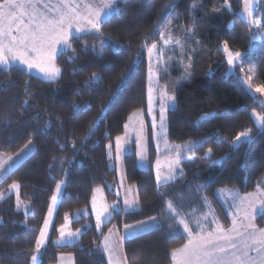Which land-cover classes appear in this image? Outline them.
<instances>
[{
  "label": "trees",
  "instance_id": "obj_1",
  "mask_svg": "<svg viewBox=\"0 0 264 264\" xmlns=\"http://www.w3.org/2000/svg\"><path fill=\"white\" fill-rule=\"evenodd\" d=\"M168 2L118 0L119 12L103 25L102 32L122 47L106 44L103 55L97 56L93 45L99 49L100 41L95 36L87 34L72 40L74 52L59 56L57 64L62 74L54 83L27 73L19 65H12L9 71L0 70V153L14 155L29 140L33 146L31 153L0 181V190L4 191L0 200V264H31L35 237L60 181L64 183L58 211L54 213L50 238L41 250V264L55 263L60 254L71 255L74 264H107L98 250L105 232L112 226L121 228L153 217L157 218L158 226L125 239L124 255L129 264H171L170 250L182 246L185 240L169 230L173 221L167 218L165 198L157 195L154 173L157 154L148 123V169L138 168L134 150L123 157L126 181L135 186L139 209L113 213L101 231H97L93 217L81 211L89 208L99 188L108 203L118 201L114 140L123 134L131 113L139 110L145 115L148 107V52L143 45L158 43L160 33L169 25L175 29L181 22L193 25V15L210 14L211 18L196 23L195 35L188 40L192 52L191 76L175 93V110L167 112L166 138L176 145L207 142L194 152L193 159L182 161L183 174L174 185H161L159 191H167L166 199L173 200L181 214L189 216L204 211L201 197L207 196L216 216L227 227L230 220L215 191L231 188L253 192L257 182L264 179V134L249 119L253 109L262 110L259 94H246L243 83L250 76L252 86L264 85V0H254L258 41L249 40V26L240 15L242 4L237 0H230L233 5L230 11L222 7L224 0H174L175 8L162 20V8ZM193 4L200 7L193 10ZM213 8H220V13H211ZM225 40L231 50L246 53L235 75H226L227 63L222 50L218 51ZM72 56L75 59L69 61ZM92 73L99 79L89 82ZM165 77L162 72L163 82ZM117 84L121 85L118 91ZM113 92L116 94L112 95ZM26 100L28 104L24 106ZM73 104L79 106V111L73 110ZM89 104L91 107H86ZM101 108H104L102 115ZM206 113L210 115L205 117ZM94 121L93 134L86 139ZM246 128L252 129L253 141L234 149L231 141ZM218 138H223V142L217 143ZM209 148L213 150L212 157L201 159ZM221 157L225 159L218 163ZM209 174H218V179L197 192L196 185L204 184ZM13 182L21 185V200L30 205L27 217L24 208L16 207V194L8 190ZM180 194L182 200L178 198ZM76 212L79 216L74 218ZM65 213L73 218L71 228H82L83 234L76 242L56 245L53 240L65 221ZM256 223L264 227V216L258 217ZM32 227L35 232L29 230Z\"/></svg>",
  "mask_w": 264,
  "mask_h": 264
},
{
  "label": "snow or ice",
  "instance_id": "obj_2",
  "mask_svg": "<svg viewBox=\"0 0 264 264\" xmlns=\"http://www.w3.org/2000/svg\"><path fill=\"white\" fill-rule=\"evenodd\" d=\"M118 0H2L0 2V70L9 71L11 66L18 64L23 70L31 73L33 70L41 75L48 82H56L62 74V68L58 66L57 60L59 56L65 55L68 51H73L72 40L79 39L83 35L91 34L100 41V47L97 49L93 45V52L97 56L103 55V48L106 44L114 47H122L115 45L111 41V37H105L102 27L108 22L113 14H118L119 9L116 7ZM238 4H242L241 15L248 24V38L250 41L259 40L260 37L255 31L256 21L253 20L254 0H237ZM200 5L193 4V10ZM226 10H233L230 0H224L222 5ZM175 8L174 0H169L161 11V18L167 19ZM220 8H213L211 13H220ZM210 14L197 17L193 15V25L182 30L180 37L174 36V25H169L160 33V39L163 41V47H158L153 41L150 45L145 44L150 61L154 54L159 52L163 55L164 49L169 46L177 47L183 54L186 44L184 41L191 40L195 35V24L200 20L210 19ZM148 39L147 36L144 37ZM196 43H199L198 41ZM223 53L224 59L228 65L226 75H235L236 68L240 67V63L246 53L241 51H232L228 41H223L218 51ZM250 50V49H249ZM195 51V49H193ZM75 57H69V61ZM171 59V57H169ZM191 60V57H189ZM163 61L158 62L157 68L161 66ZM191 65H188L190 67ZM166 70V68H165ZM150 75L152 67L149 68ZM240 72L244 69L241 67ZM191 73L184 76L183 79H190ZM96 73H92L89 82L98 80ZM250 76L243 80L247 93H258L264 96V85H257L254 89L249 83ZM123 75L121 76V83ZM27 84V82H26ZM181 81L173 85L171 93L167 85L160 89V107H159V123L157 131V120L153 115V89L149 87L148 97V114L152 115L153 139L159 140L161 134H165L168 129L167 115L169 110H175V93L179 90ZM11 86V85H8ZM120 84L116 85V90L120 89ZM27 91V88H25ZM116 93L113 92L112 95ZM255 101V96H253ZM28 104L26 100L24 106ZM261 111L253 109L249 115L253 126L264 134V101L259 102ZM74 111H79V106L72 105ZM86 107L90 108L91 105ZM247 109H245L246 111ZM104 108H101L102 115ZM142 114L139 110L131 113L128 117L129 122L134 118L140 117ZM210 114H205L207 117ZM99 119V116L97 117ZM48 125L45 126L47 128ZM93 126L88 129L90 138L93 134ZM125 135H117L115 137V163L119 165L122 155L130 152L129 132L130 124L124 125ZM144 124L140 120V128L136 130L134 143L136 145V155L140 160L147 159V142L143 137ZM253 141L252 129L246 128L237 133L231 141V146L238 149L241 144H250ZM205 141H193L185 145H169L165 137V147L171 151L175 148V156L170 157L166 165L161 166L159 160L156 162V184L157 195L165 198L167 208V218L173 223H169V230L178 234V238L184 239L185 243L180 247H174L170 250L171 264H264V227H258L256 220L260 216H264V179L257 182L256 189L253 192H247L241 195L238 189H217L214 195L224 197V203L228 208V217L231 219L229 226L225 227L215 215V209L211 208V201L207 196L201 197L205 206L209 211L205 212L202 217L189 216L181 214L180 210L174 205L173 200L166 199L169 195L167 191H159L161 185L173 184L174 181L183 174V168L180 167L184 159H193L194 152L202 146ZM223 142V138H218L217 143ZM31 140L22 149V153L29 148ZM61 147H64L63 145ZM73 147L75 145L73 144ZM111 155V144L107 146ZM190 153L187 157L184 153ZM213 155L212 148L207 149L201 159H210ZM55 159V158H54ZM225 157H221L218 163H222ZM9 161H12L9 163ZM20 154L13 160L12 157L7 159L0 158V175L7 176L14 168L19 165ZM204 184H197L196 191L201 192L205 187L215 183L218 174H209L204 178ZM63 181L56 184L55 191L51 196V202L48 205L47 215L43 219V225L39 228V234L35 237V249L30 257L31 264H41V250L45 247L46 241L50 238L49 226L54 224L52 219L54 212L58 211V201L62 192ZM21 185L13 182L8 186V190H16V207L19 209L23 206L26 210L27 217L30 211V205L24 204L21 200L19 189ZM122 187V184H121ZM135 187V186H133ZM225 194L226 197H225ZM119 196V193H117ZM133 195L132 188L127 190L124 199L123 211L127 213L135 210L139 205V198H129ZM4 198V191L0 190V200ZM183 199V194L178 197ZM119 204H103L99 208L96 205V197L92 198V215L96 219V229L101 231L106 220L110 221L113 213L120 212ZM195 211V210H193ZM87 215V212L85 211ZM211 217V220H209ZM155 217L152 218V228L155 229ZM65 223L58 229L60 239L55 241L56 245L71 244L74 240H78L83 234L81 229L75 232L66 231L69 221V214H64ZM2 223V221H0ZM27 227V224H25ZM126 235L120 237L118 241H113L110 236H105L100 242L98 250L107 255L108 264H129L128 258L122 255L123 244L125 239H133L143 232V225L139 229L133 226L125 225ZM35 232V227L29 229ZM113 229H109L112 233Z\"/></svg>",
  "mask_w": 264,
  "mask_h": 264
},
{
  "label": "rangeland",
  "instance_id": "obj_3",
  "mask_svg": "<svg viewBox=\"0 0 264 264\" xmlns=\"http://www.w3.org/2000/svg\"><path fill=\"white\" fill-rule=\"evenodd\" d=\"M0 2H2V0H0ZM241 9H242V7H241ZM241 9L239 11L240 15H241ZM241 17L243 18L242 15H241ZM243 20H244V18H243ZM244 21L246 22V20H244ZM190 26H192V24H187V23L181 22L176 27V29L174 30V36L175 37H180L181 33H182V30L185 29V28H188ZM255 28H256V25H255ZM257 35L260 37L259 34H257ZM256 41H258V40H256ZM184 43L186 44V47L184 49L183 54L181 53V50L179 48L173 47V46H169L168 48H165L162 56H161V54L159 52L155 53L153 58L151 59V61H150L149 54H148V97H149V87L151 86L152 89H153V93L152 94H153V97H154V99H153V115L156 117V120H157V131L158 132H159L158 123H159V107H160V89L163 86L167 85L168 90H170V89L172 90L173 85H176L178 81H181V83H183L184 81H188L189 80V79L184 80L183 77L188 75V73H191V70H190L191 66L188 67V65H191V60H189V57H191V59H192V52H191V48L189 46L188 41H184ZM157 45H158V47H163V41L160 39V41L157 43ZM232 51H234V50H232ZM242 53H244V52H242ZM169 57H171V59H169ZM161 61H163V63H161V66L159 68H157L158 62H161ZM14 65H18V64H14ZM150 65L152 67L151 75H150V72H149ZM165 68H166V70H165ZM227 68H228V65H227ZM162 72H164L166 74V77L167 76L169 77V79H167L166 77L163 78L164 82L160 79V76H161ZM236 72H237V70H236ZM31 73H33V74L41 77L42 79H44L41 75H38L35 70H33ZM252 87H253V89L255 88V86H252ZM169 92L171 93V91H169ZM252 94H258V93L252 92ZM258 101L259 102L260 101H264V96H261L259 94ZM140 112H142V111H140ZM141 114L142 115L140 117L134 118L133 121H131V122H129V120L127 121V123L130 124V128L128 129L129 140H130V145L129 146H131L130 152L133 151V150L136 151V149H134V146L136 147V145L134 143V138L136 136V130H138L140 128V120H143V124H144V128H145V130L143 131V137L146 138V123L149 124V126L151 128V135L153 136L152 115L148 114V107H147V110H146V114L143 115V112ZM166 115H167V113H166ZM123 135H125V133ZM165 137H166V133L165 134H161V138L159 140H156V139L152 138L153 144H154L155 149H156V154H157V157H156V160H155V164H154V173H155V175H156V167L155 166H156L157 160L160 161V158H158V156L160 155V152H168L167 155H166L165 160L162 159V162L160 161L161 166L166 165V163L170 159V157L175 156V148L174 147L171 149V151L165 147ZM166 140H167V138H166ZM167 143L169 145H172V146L176 145V144L170 143L168 140H167ZM22 149H24V148H22ZM32 149H33V146L31 144L29 146V148L24 151V153H22L21 150L18 153L14 154V155L13 154H2V153H0V158L7 159V157H12L13 160H15L17 158V155L20 154V162H21L22 160H24L31 153ZM123 156L124 155H122V157ZM187 156H189V155H187V153H186L185 157H187ZM122 157H121V160H122ZM114 158H115V150H114ZM11 162L12 161H9V163H11ZM114 164H115L116 168H120L121 161H120L119 165H116L115 162H114ZM3 178H4V176L0 175V181ZM62 187H63V185H62ZM115 188H116V186H115ZM225 189H231V188H225ZM9 192H13V193L17 194L16 190H12V191H9ZM95 193H96L95 197H96L97 208H99L103 204H108L106 202L107 200H105L106 198H104L103 190L101 188L97 189ZM240 193H241V195L244 194L242 192H240ZM226 195L227 194H225V197H226ZM217 198L222 203V205L224 206L226 214H227L228 213V208H227L226 204L224 203V197H218L217 196ZM116 203L119 204L118 201H116ZM24 204H27V203H24ZM21 208H24V207L21 206ZM211 208L214 209L213 206H212V203H211ZM24 210H25V208H24ZM85 211L88 213V209H83L81 212L83 214H85ZM207 211H209V208L207 206H205L204 211L200 212V213L197 212V214L195 216L202 217L203 214L205 212H207ZM91 212H92V207H91ZM215 215H216V213H215ZM78 216H79V213L76 212L75 215H74V218H77ZM227 216H228V214H227ZM53 217H54V214H53ZM53 217H52V219H53ZM228 218H229L230 223H231L230 217H228ZM72 219L73 218H71V216H69V221H68V226H67L66 231L75 232L77 230V229H72L71 228V220ZM209 220H211V217H209ZM64 223H65V221H64ZM51 226L52 225L49 226V233H50ZM78 229L82 230V228H78ZM59 239H60V233H59L58 237H56L53 240V243L55 241L59 240ZM46 243H47V241H46Z\"/></svg>",
  "mask_w": 264,
  "mask_h": 264
},
{
  "label": "crops",
  "instance_id": "obj_4",
  "mask_svg": "<svg viewBox=\"0 0 264 264\" xmlns=\"http://www.w3.org/2000/svg\"><path fill=\"white\" fill-rule=\"evenodd\" d=\"M142 113V112H141ZM128 121V119H127ZM126 121V123H127ZM125 123V124H126ZM124 124V125H125ZM145 130V128H144ZM125 128H124V131H123V134L125 133ZM122 134V135H123ZM121 135V136H122ZM146 142H147V138H145ZM131 148V146H130ZM134 149H136V147L134 146ZM114 150H115V140H114ZM137 152V149L135 151V154ZM129 153V152H128ZM168 152H160V155L158 156V158H160V161L162 162V159L165 160L166 158V155H167ZM127 154V153H126ZM124 154V155H126ZM124 157V156H123ZM123 157H122V160H121V166L120 168H116V174H117V181H116V188H115V192L116 194L119 193V196H118V202H119V206H120V209H124V199H125V195L127 193V190L129 188H132V193L133 195L129 198H137V192H136V189L135 187H133V185L129 184L127 181H126V177H125V173H124V169H123ZM136 163H137V166L138 168H140L141 170H147L148 169V150H147V159L146 160H140L138 159L137 155H136ZM5 177V176H4ZM121 184H122V187H121ZM96 192V190H95ZM93 194V196H95V193ZM103 194H104V191H103ZM92 196V198H93ZM104 198H105V195H104ZM106 200V199H105ZM107 202V201H106ZM116 202V201H115ZM108 203V202H107ZM92 199H91V202H90V206L88 208V213L87 215H91L93 217V220H94V224L96 226V219H95V216L92 215V212H91V207H92ZM110 204V203H108ZM112 204V203H111ZM139 209V205L138 207L135 209V210H138ZM135 210H130V211H135ZM129 212V211H128ZM82 213V212H81ZM83 214V213H82ZM86 215V214H84ZM107 222V220H106ZM143 225V232L145 231H148L150 229H152V225H153V220L152 219H149V220H145V221H142V222H138V223H135V224H130V226H133L134 229H139L140 225ZM125 226V225H124ZM122 226L121 228H117V227H110L109 229H113V232L112 233H109V229L105 232L104 234V237L105 236H110L111 239L113 241H118L120 239V237H123L126 235V230H125V227ZM58 235H59V231H58ZM57 235V237H58ZM103 237V239H104ZM77 240H74V242H76ZM122 255H124V251L122 252ZM125 256V255H124ZM104 257H105V260H106V263L108 264V258H107V255L104 254ZM53 264H74V259L71 255L69 254H60L58 257H57V260L55 263Z\"/></svg>",
  "mask_w": 264,
  "mask_h": 264
}]
</instances>
